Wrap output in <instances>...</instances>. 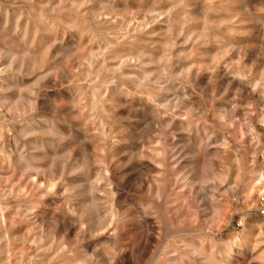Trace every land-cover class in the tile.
I'll use <instances>...</instances> for the list:
<instances>
[{
	"label": "clouds",
	"instance_id": "1",
	"mask_svg": "<svg viewBox=\"0 0 264 264\" xmlns=\"http://www.w3.org/2000/svg\"><path fill=\"white\" fill-rule=\"evenodd\" d=\"M0 264H264V0H0Z\"/></svg>",
	"mask_w": 264,
	"mask_h": 264
},
{
	"label": "rangeland",
	"instance_id": "2",
	"mask_svg": "<svg viewBox=\"0 0 264 264\" xmlns=\"http://www.w3.org/2000/svg\"><path fill=\"white\" fill-rule=\"evenodd\" d=\"M148 3H150V0H147Z\"/></svg>",
	"mask_w": 264,
	"mask_h": 264
}]
</instances>
